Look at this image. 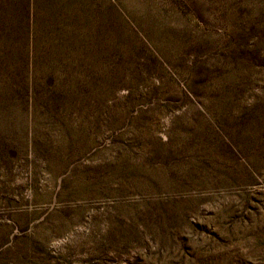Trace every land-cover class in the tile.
Masks as SVG:
<instances>
[{
  "label": "rangeland",
  "instance_id": "1",
  "mask_svg": "<svg viewBox=\"0 0 264 264\" xmlns=\"http://www.w3.org/2000/svg\"><path fill=\"white\" fill-rule=\"evenodd\" d=\"M0 264H264V0H0Z\"/></svg>",
  "mask_w": 264,
  "mask_h": 264
}]
</instances>
